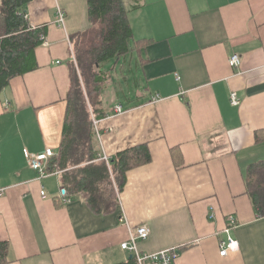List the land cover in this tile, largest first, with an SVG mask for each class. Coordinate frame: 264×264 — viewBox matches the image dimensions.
<instances>
[{
    "label": "crops",
    "instance_id": "1",
    "mask_svg": "<svg viewBox=\"0 0 264 264\" xmlns=\"http://www.w3.org/2000/svg\"><path fill=\"white\" fill-rule=\"evenodd\" d=\"M122 2L133 40L144 43L110 67L123 59L125 101L109 77L93 148L110 159L146 144L151 160L126 173L119 193L103 186L104 199L117 200L105 213L81 193L66 203L60 174L36 180L27 154L58 153L72 38L90 23L86 0L31 2L27 19L45 28L46 45L35 51L37 68L0 95V241L10 264L127 263L131 254L120 246L141 226L150 235L139 251L176 249L175 264H264V217L245 189L247 168L264 159V0ZM233 54L241 58L236 69L228 63ZM137 91L142 96L132 98ZM229 216L238 249L221 257Z\"/></svg>",
    "mask_w": 264,
    "mask_h": 264
},
{
    "label": "trees",
    "instance_id": "2",
    "mask_svg": "<svg viewBox=\"0 0 264 264\" xmlns=\"http://www.w3.org/2000/svg\"><path fill=\"white\" fill-rule=\"evenodd\" d=\"M33 1L0 0V95L14 78L37 68L35 51L42 45L46 32L45 28H32L29 24L27 5ZM86 2L90 27L72 38L74 61L67 64L69 80L62 139L58 153L48 162L47 171L52 172L54 167L61 171V184L67 197L81 193L94 212L105 213L103 210L110 205L111 211L117 200L111 195L104 199L103 186H107L109 194L114 186L119 193L125 185L126 173L148 164L151 157L147 145L142 144L119 152L108 164L99 160L93 148L91 114L96 120L106 115L102 90L109 76L101 67L127 56L131 41L138 48L144 40H133L122 0ZM245 189L257 216L264 217V159L247 168ZM8 248L7 242L0 241V264H10ZM123 264L136 263L131 258Z\"/></svg>",
    "mask_w": 264,
    "mask_h": 264
},
{
    "label": "built area",
    "instance_id": "3",
    "mask_svg": "<svg viewBox=\"0 0 264 264\" xmlns=\"http://www.w3.org/2000/svg\"><path fill=\"white\" fill-rule=\"evenodd\" d=\"M65 22V14L62 10H58L57 12V20L56 23L60 28L64 27ZM43 45H46L45 38L43 39ZM229 66L233 69L238 68L241 65V58L238 55H231L228 59ZM230 103L232 106H238L240 104V101L237 97V94L234 92L230 93L229 96ZM159 100L158 97H156L153 102H157ZM116 114H122L123 109L121 106H117L115 108ZM92 128L94 135L97 137L98 140H100L99 131H98V121L95 120V118H92ZM55 153L50 150L46 149L41 153L37 154H27L28 158V164L29 167L34 170L37 173V179L36 180H42L43 178L49 177V176H57L61 173L60 170L56 169L54 167V170L52 172L47 171L48 162L51 158H53ZM100 160L104 162H108L107 156H101L99 157ZM40 196L44 199L45 193L41 190ZM61 198L67 203L70 201L69 197H67L65 190L62 188L61 191ZM229 221V227L225 228L224 233L226 234V239L221 240L220 242V252L219 255L221 257L226 256V254L229 251H235L238 249V243L235 239L232 238L230 235V231L234 228L236 221L233 216L228 217ZM150 230L146 226H141L136 229L135 232H130L128 240L123 242L121 244V249L129 252L131 254V257L134 258L136 264H175V261L178 257V250L176 249H168V250H162L154 253H141L138 249V241L139 240H145L149 237Z\"/></svg>",
    "mask_w": 264,
    "mask_h": 264
},
{
    "label": "rangeland",
    "instance_id": "4",
    "mask_svg": "<svg viewBox=\"0 0 264 264\" xmlns=\"http://www.w3.org/2000/svg\"><path fill=\"white\" fill-rule=\"evenodd\" d=\"M133 45V42L131 41V46ZM131 56V55H130ZM130 56H128V58H127V60H129V58H130ZM112 63H113V61H109V62H107V63H105L102 67H101V69H102V71H105V69H106V71H108L109 73H108V76L109 77H111V80L110 81H112V83L114 84L113 86V90H114V92H115V94H117L118 96H119V98L121 99V100H124L125 101V96H126V89H127V87H126V85H125V78L127 77V75H128V72L126 71V70H123L122 68H121V66H123V59L122 60H120L119 61V63H118V65L115 67V69L114 70H110V67H111V65H112ZM110 70V71H109ZM109 80V79H108ZM83 91H84V89H83ZM144 93H145V90L143 91ZM115 94H113L114 96H115ZM137 96V98L140 96H142L141 95V93L140 92H138L137 91V93L134 95V96H131L132 98H134V97H136ZM146 97L147 96H145L144 97V99H146ZM120 100V101H121ZM122 103V102H121ZM123 104V103H122ZM88 109H89V107H88ZM96 120V119H95ZM96 121H98V120H96ZM100 160V159H99ZM102 161V160H101ZM108 161H109V159H108ZM105 163H107L108 164V162H105ZM128 240V239H127ZM126 240V241H127Z\"/></svg>",
    "mask_w": 264,
    "mask_h": 264
}]
</instances>
